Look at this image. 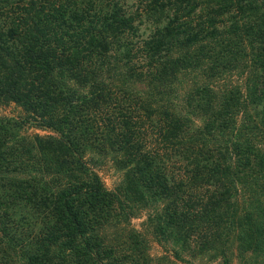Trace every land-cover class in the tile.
Here are the masks:
<instances>
[{
  "label": "trees",
  "instance_id": "1",
  "mask_svg": "<svg viewBox=\"0 0 264 264\" xmlns=\"http://www.w3.org/2000/svg\"><path fill=\"white\" fill-rule=\"evenodd\" d=\"M3 104L0 264H264V0H0Z\"/></svg>",
  "mask_w": 264,
  "mask_h": 264
},
{
  "label": "rangeland",
  "instance_id": "2",
  "mask_svg": "<svg viewBox=\"0 0 264 264\" xmlns=\"http://www.w3.org/2000/svg\"><path fill=\"white\" fill-rule=\"evenodd\" d=\"M17 112H19V109L12 104L0 105V113L15 115ZM100 174L107 186H110L115 180V174H112L111 169L103 167L100 170ZM142 219L143 215L139 213L131 218V223L133 226L140 229ZM148 246V250L157 264H216L214 260L209 261L205 257H202L198 254L194 259L188 258L187 261L176 260L173 257L169 256V254H167L164 249L152 238L148 239ZM159 257H161V261L157 260ZM230 264H236L235 257H232Z\"/></svg>",
  "mask_w": 264,
  "mask_h": 264
}]
</instances>
